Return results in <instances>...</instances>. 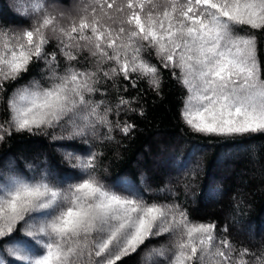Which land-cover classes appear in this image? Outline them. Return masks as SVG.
<instances>
[{
    "label": "snow or ice",
    "instance_id": "6c2138e0",
    "mask_svg": "<svg viewBox=\"0 0 264 264\" xmlns=\"http://www.w3.org/2000/svg\"><path fill=\"white\" fill-rule=\"evenodd\" d=\"M94 3L102 16L85 4L78 23L72 18L65 26L63 12L50 11L43 0H23L22 15L32 19L31 26L0 27V103L8 112L0 120V141L13 132L54 128L62 134L53 139L61 140L96 135L98 126L127 135L133 125L113 124L112 108L89 97L99 91L101 73L107 80L122 76L132 88L147 80L159 94L160 69L144 55L150 51L187 90L181 116L193 131L264 134V67L255 35L264 31V0ZM113 10L123 18L117 21ZM53 39L67 64L62 72L57 52L46 51ZM85 50L94 65L77 67L74 62ZM39 61L47 86L33 79L5 101L6 83ZM130 104L119 97L117 114ZM98 156L66 152L81 174L67 186L46 173L30 178L12 168L0 173V249L11 258L0 256V264H122L149 241L165 237L166 243L146 249L143 264H264V248L238 250L227 228L218 236L214 222L193 221L180 204L148 202L134 189L104 184L95 175ZM18 232L31 241L21 240Z\"/></svg>",
    "mask_w": 264,
    "mask_h": 264
},
{
    "label": "trees",
    "instance_id": "16d2710c",
    "mask_svg": "<svg viewBox=\"0 0 264 264\" xmlns=\"http://www.w3.org/2000/svg\"><path fill=\"white\" fill-rule=\"evenodd\" d=\"M50 11L63 12L62 23L68 26L72 18L77 23L80 9L85 4L97 7L94 0H43ZM117 5L126 0H116ZM23 0H0V27L19 30L30 27L32 19L22 15ZM118 21L123 16L112 11ZM104 22L112 21L104 17ZM90 34V33H89ZM258 56L264 67V31L256 32ZM47 52L56 51L62 72L67 66L59 56L57 41L51 40ZM145 57L160 69L162 78L159 94L153 91L147 80H138L132 88L122 76L114 80L103 78L99 91L89 98L103 101L112 108L109 119L133 125L127 135L114 128L98 126L96 135L72 140L53 139L61 135L60 128L41 129L35 133L21 132L0 141V173L8 168L18 174L32 177L46 173L56 183L64 186L81 178L75 160H68L66 152L80 157L98 153L95 175L114 188H131L148 202H176L189 213L193 221L217 225V235H225L239 250L252 252L264 248V134L205 135L192 130L181 116L187 90L173 78L172 70L165 69L155 52H145ZM77 67L90 68L94 60L87 50L78 56ZM107 70L110 65L102 66ZM177 74H179L178 70ZM46 69L43 61L33 63L29 70L15 82L6 83L5 101L17 88L36 79L44 86ZM132 74L131 79H135ZM127 89V91H125ZM131 101L130 108L116 105L119 97ZM8 116L6 103H0V120ZM110 135L112 139L105 137ZM21 240L31 238L16 233ZM167 237L149 241L136 253L123 259L122 264H143L142 256L151 246H160ZM34 243V242H32ZM0 256L11 260L2 249Z\"/></svg>",
    "mask_w": 264,
    "mask_h": 264
},
{
    "label": "rangeland",
    "instance_id": "374dc122",
    "mask_svg": "<svg viewBox=\"0 0 264 264\" xmlns=\"http://www.w3.org/2000/svg\"><path fill=\"white\" fill-rule=\"evenodd\" d=\"M188 95V94H187Z\"/></svg>",
    "mask_w": 264,
    "mask_h": 264
}]
</instances>
